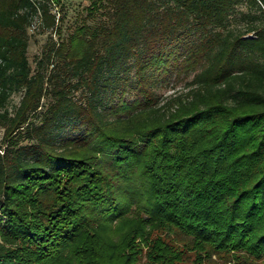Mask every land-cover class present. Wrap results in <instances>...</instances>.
I'll use <instances>...</instances> for the list:
<instances>
[{
    "label": "trees",
    "instance_id": "trees-1",
    "mask_svg": "<svg viewBox=\"0 0 264 264\" xmlns=\"http://www.w3.org/2000/svg\"><path fill=\"white\" fill-rule=\"evenodd\" d=\"M53 9L0 0V264H264V0H90L32 67Z\"/></svg>",
    "mask_w": 264,
    "mask_h": 264
},
{
    "label": "rangeland",
    "instance_id": "rangeland-1",
    "mask_svg": "<svg viewBox=\"0 0 264 264\" xmlns=\"http://www.w3.org/2000/svg\"><path fill=\"white\" fill-rule=\"evenodd\" d=\"M54 9L53 13L56 14V18L59 19V33H43L39 34L38 31H33V28L28 30L29 41H28V50L27 57L30 65L33 67V58L41 51L43 45L47 42L49 38L52 41H58L60 39H65L74 29L75 26L85 23L87 25H93L97 23L99 18L95 14L94 17L88 18L86 16V8L90 4V0H53ZM191 76L180 74L176 76L171 74L170 77L160 80L155 86V93L162 99L168 97L169 95L185 91V84L189 81ZM19 100V95H13L11 97L10 105L17 104ZM74 134L77 133V130L72 131ZM2 130H0V150L2 149ZM178 237V236H177ZM179 238V237H178ZM179 245L183 242L178 241ZM193 255L186 254L183 264H193ZM203 264H242L241 262H236L232 259H222L218 256H213L209 262H204Z\"/></svg>",
    "mask_w": 264,
    "mask_h": 264
}]
</instances>
